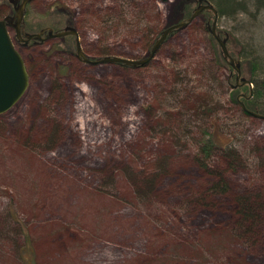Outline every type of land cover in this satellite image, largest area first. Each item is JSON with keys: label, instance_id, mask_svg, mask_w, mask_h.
<instances>
[{"label": "rangeland", "instance_id": "rangeland-1", "mask_svg": "<svg viewBox=\"0 0 264 264\" xmlns=\"http://www.w3.org/2000/svg\"><path fill=\"white\" fill-rule=\"evenodd\" d=\"M178 1L32 0L26 33L72 26L89 60L141 59ZM248 15L216 24L245 79L264 63V13ZM209 25L139 66L85 62L73 35L15 43L28 86L0 114V264H264V118L231 100ZM203 130L228 142L205 160ZM240 198L256 217L243 237Z\"/></svg>", "mask_w": 264, "mask_h": 264}, {"label": "water", "instance_id": "water-1", "mask_svg": "<svg viewBox=\"0 0 264 264\" xmlns=\"http://www.w3.org/2000/svg\"><path fill=\"white\" fill-rule=\"evenodd\" d=\"M28 0H23L19 7H16V13L14 16H6L4 19H0V114L9 110L24 94L28 86V74L23 62V59L16 49L14 42L9 33L10 20L15 19V23L12 25L15 31L16 37L27 43L30 39L43 40L50 37H62L66 35L75 36V49L76 55L82 58L85 62L90 63H112L119 62L132 66L143 65L148 62L155 55L158 48L165 41L167 35L173 30H178L180 28L188 25L195 17H197L203 10H211L215 18L213 19L211 25L208 26L211 35L216 39L218 45L223 53V57L228 61L230 66L236 72V85L247 83V79L240 77V63L236 61L228 52L226 47V38H221L216 32V21L217 13L212 4L207 3L206 0H197L198 5L192 12V14L185 20L173 25H170L163 29L158 38L154 41L149 54L141 59H126L117 56H104L95 60H89L85 57L80 44L78 42L77 31L72 26H65L62 30L53 32L51 28H47V35L45 38L41 34L45 31L42 29L38 33H24V37L21 36V21L23 16V8ZM161 2H166L167 0H160ZM240 79L241 83L238 82ZM254 116L264 118V116L252 113Z\"/></svg>", "mask_w": 264, "mask_h": 264}, {"label": "trees", "instance_id": "trees-1", "mask_svg": "<svg viewBox=\"0 0 264 264\" xmlns=\"http://www.w3.org/2000/svg\"><path fill=\"white\" fill-rule=\"evenodd\" d=\"M206 2L212 4L215 8L217 19H221L223 17L233 19L240 14L249 13V20L253 22V20L255 21L261 15V13H264V0H206ZM191 5H195V7L189 8V6ZM197 5V0H179L174 5L172 10L173 13L164 28L180 21H185L192 14ZM251 10L253 11L250 12ZM198 17L202 18L203 25L205 26V29H207L206 25L212 23L215 15L211 10L205 9L197 16V18ZM176 31L177 30H173L171 33H169L165 40L171 37ZM159 35H157V38L159 37ZM210 36L211 42L215 43L214 37L212 35ZM155 40H153V43ZM153 43L151 44V46L153 45ZM242 48L244 49V47H241V51ZM220 53V55L218 54V52L216 54L217 56H219V63H224L226 60L223 57V53ZM256 60V58L247 59V61H249L250 63L252 71L250 77L247 79V83L236 85L235 81L234 83L231 82V75H229L228 79V81L231 82V100L239 107L241 113L245 116H254L250 112L264 116V77H256L257 72L261 69L264 63ZM203 134L205 137L202 139L203 143L200 148V153L204 155L202 157L204 160L211 155L214 147L224 148L228 146V142L225 137L218 136L213 132H209L207 130H203ZM200 165L202 167H206V164L203 161L200 162ZM217 187L219 186L214 185V189H218ZM239 208V213L242 216V220L238 221V227L243 228V230L240 233L237 232L236 234H240V236L243 237L249 233V223L256 221V217L254 218L255 213H253V211H255V207H253V203L250 202L249 199L240 198Z\"/></svg>", "mask_w": 264, "mask_h": 264}, {"label": "flooded vegetation", "instance_id": "flooded-vegetation-1", "mask_svg": "<svg viewBox=\"0 0 264 264\" xmlns=\"http://www.w3.org/2000/svg\"><path fill=\"white\" fill-rule=\"evenodd\" d=\"M22 1L23 0H8V8H9V11H8V14L7 15H1L0 16V19H4L6 16H14L15 15V13H16V7H19L20 5H21V3H22ZM32 0H28L27 2H26V4H25V6H24V8H23V16H22V21H21V36L22 37H24V33H26V32H28V31H26V21H25V16H26V11H27V6L29 5V3L31 2ZM15 23V19H11L10 20V26H9V31L10 30H12V31H14V28H13V24ZM47 28H50V27H47ZM47 28L45 27V28H42V29H45V31L41 34V36L43 37V38H45V36L47 35ZM42 29H39L38 31H31V32H29L30 34H33V33H38V32H40ZM52 29V31L53 32H57L56 30H54L53 28H51ZM75 37V36H74ZM12 38V41L14 42V45H15V43H17V42H22L23 44H27V43H30V42H32V43H40V42H42V41H44V40H47V39H43V40H37V39H35V38H33V39H30L27 43H24L23 41H21V40H19L17 37H16V35H15V31H14V36L13 37H11ZM50 38H54V37H50ZM76 39V38H75ZM77 56V55H76ZM78 57V56H77ZM79 58V57H78ZM79 59H81V60H83L82 58H79ZM24 62V61H23ZM24 65H25V63H24ZM26 68V67H25ZM26 71H27V69H26ZM28 74V73H27Z\"/></svg>", "mask_w": 264, "mask_h": 264}]
</instances>
